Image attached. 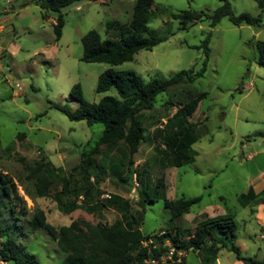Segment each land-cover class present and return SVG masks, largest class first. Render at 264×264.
<instances>
[{
	"label": "rangeland",
	"instance_id": "374dc122",
	"mask_svg": "<svg viewBox=\"0 0 264 264\" xmlns=\"http://www.w3.org/2000/svg\"><path fill=\"white\" fill-rule=\"evenodd\" d=\"M134 1H76L61 9L63 25L60 37L56 39L52 23L57 13L50 12L45 19L42 18L43 10L32 0H0V169L14 182L24 207L18 219L3 212L0 224L22 228L23 235L16 239L35 255L36 263L33 264H58L64 253L56 242L45 230L31 231L27 225L35 210H42L46 221L56 228L79 218L106 225L118 220L120 212L113 208L96 212L82 208L69 214L60 212L53 197L36 196L31 182L25 180L27 168L36 160L45 158L54 167H61L62 175L69 177L73 186L78 187L81 177L71 168L79 162L80 153L92 147L101 134V124L89 126L83 120H69L53 104H66L76 109L78 102L69 94L75 83L80 84L83 97L89 102L96 103L104 95L117 96L114 88L101 93L95 91L99 74L108 68L131 70L143 82L152 77L168 78L180 70L197 72L203 66V41L209 35L205 70L190 84L194 90L207 93L188 119L197 124L198 139L190 145L196 152L194 161L184 163L175 170V178L168 179L156 151L161 142L157 139L152 143L154 141L150 139L133 155L132 169L146 181L151 193L164 190L173 199L201 197L191 206L184 220L177 219L173 225L192 231L198 220L218 214L211 212L210 208L204 209L215 203L234 215L236 245L240 249L244 244L248 246L242 255L262 260L264 225L249 215V207L242 206L239 198L250 186L255 187L253 184L258 176L264 179V67L257 65L253 45L255 40H264V11L259 27L235 26L223 17L212 27L208 19H202L183 30L170 16L171 12L184 9L211 12L220 1L153 0L156 12L148 27L157 37L167 36L166 40L151 49L137 51L131 60L118 65L82 61L81 37L94 29L102 39H113L114 32L106 29V23L121 25L128 22ZM228 1L235 13L246 12L255 16L260 12L254 0ZM8 43L11 54L6 51ZM239 85L244 90H237ZM181 86L159 93L153 108L142 112L145 134L152 135L158 124L177 110ZM153 125L157 128H151ZM19 134L24 137L17 136ZM123 152L121 144L108 155L98 154L95 158L98 162L102 158L106 162L109 159L118 161ZM158 179H162L164 189L155 184ZM169 180L171 188H167ZM53 187L55 192L58 187L55 180ZM96 189L94 197L100 191L101 198L117 194L128 200L131 214L138 219L140 186L134 176L124 183L115 176L106 175ZM68 198L71 199L72 195L62 197L63 201ZM80 201L81 197H78L77 202ZM258 203L255 201L249 206H258ZM202 209L200 216L194 217ZM169 217L161 200L148 202L140 231L150 234L167 229ZM167 231L171 235L175 233L173 228ZM248 234L250 240L246 238ZM3 240L0 237V245ZM166 244L170 242L166 241ZM187 253L182 257L174 249L171 255L164 253L157 264H201L200 256L191 251ZM227 256L234 258L233 252L222 248L216 264H227Z\"/></svg>",
	"mask_w": 264,
	"mask_h": 264
},
{
	"label": "trees",
	"instance_id": "16d2710c",
	"mask_svg": "<svg viewBox=\"0 0 264 264\" xmlns=\"http://www.w3.org/2000/svg\"><path fill=\"white\" fill-rule=\"evenodd\" d=\"M41 10L42 18H46L50 12L57 13L53 31L56 39L60 37L63 25L61 9L79 0H32ZM220 5L207 12L204 10L184 9L171 12L170 16L179 23V29H187L194 22L208 19L210 26H214L221 18L226 17L235 26L241 24L262 26L264 0H254L259 8L255 16L246 12L235 13L228 0H219ZM153 0H135L131 17L124 24L107 22L106 29L114 32V38L102 39L99 33L88 30L81 37L82 55L80 59L85 62H104L118 65L133 58L141 49H151L159 42L166 40L167 36L157 37L148 27V23L155 14ZM209 35L203 41L204 60L202 68L193 70H180L171 74L168 78L152 77L146 82L131 70H116L108 68L99 74L95 86L97 93L114 88L117 96L104 95L98 102H89L83 97L79 83H75L69 91L71 97L77 102L76 109H71L66 104L54 103L53 106L61 111L69 120H83L87 125L99 123L102 131L94 145L80 153L79 162L71 168L77 171L81 177L78 187L73 186L69 177L63 174L61 167H54L48 160L41 158L27 168L25 180L31 182L33 193L38 197H53L58 204L60 212L69 214L75 209L82 208L87 212H96L102 209H118L120 217L111 225L96 222L91 223L82 218L71 221L68 225L58 228L48 223L42 210L37 209L27 221L31 231L45 230L57 247L64 253V258L58 264H144V260L154 259L156 262L167 252L169 248L175 251L193 252L200 256L201 264H216V255L225 248L233 252L236 260L243 264H264V258L257 260L253 257L243 256L240 248L235 244L236 224L231 216H214L198 222L192 231L180 229L173 225L183 214L189 212L192 205L201 200L200 196L169 199L163 191L149 192L146 181L136 175L132 169L133 155L139 146L152 139L159 140L160 147L157 152L161 167H180L186 162H193L196 152L190 145L198 139L195 129L196 123L188 119L198 106V103L207 96L206 92L194 90L190 84L205 70L208 52L207 42ZM258 66L264 67V40L253 42ZM182 84L180 91L181 100L178 108L168 116L162 127L151 134H145L142 112L153 108L155 97L170 88ZM237 90H243L239 85ZM153 128L156 125L152 126ZM156 127V128H157ZM17 136L24 137L23 134ZM124 147V152L118 161L101 162L96 160V155H108L119 145ZM104 147V149H102ZM61 175H58L60 174ZM93 173V174H91ZM106 175L115 176L120 182H128L134 176L140 186L138 202L141 212L138 219L132 215L130 203L117 194L101 198V192L94 197V190ZM94 176V179H90ZM140 176V174H139ZM58 187L54 192L53 184ZM164 189L162 179L155 183ZM264 195V190L262 191ZM63 201L62 197H69ZM252 188H248L245 195L239 200L242 206L255 198ZM81 197L80 203L77 202ZM161 200L163 207L170 214L166 222L167 229H174L171 235L167 229H160L150 234L140 231L139 225L143 219L145 204ZM18 208V209H17ZM24 211L22 199L17 194L12 179L0 169V217L3 212L19 218ZM162 232V233H161ZM161 233V234H159ZM23 235L22 228L14 224H0V237L4 238L0 245V257L8 264H33L36 257L26 245L17 241V236ZM153 237V244L144 246L143 241ZM166 241L170 244L164 245Z\"/></svg>",
	"mask_w": 264,
	"mask_h": 264
},
{
	"label": "crops",
	"instance_id": "0c3cea01",
	"mask_svg": "<svg viewBox=\"0 0 264 264\" xmlns=\"http://www.w3.org/2000/svg\"><path fill=\"white\" fill-rule=\"evenodd\" d=\"M46 18H48V16H46ZM45 18V19H46ZM53 23H54V21H53ZM9 43L6 45V51L9 53V54H11L9 51H8V47H9ZM11 45H13V44H11ZM243 90H244V87H243ZM199 104V103H198ZM198 107V106H197ZM197 109V108H196ZM196 109H195V111H196ZM195 111L193 112V113H195ZM193 115V114H192ZM151 128H153L152 126H151ZM197 156V155H196ZM251 157V156H250ZM249 157V158H250ZM177 168H179V167H166V168H164L165 170H164V174H165V176H166V174L168 175V179H172V176L174 177L177 173H175L176 171V169ZM168 170H170V171H168ZM262 175H264V174H262ZM175 178V177H174ZM260 177L258 176V179H256V184H253V186H255V187H252V186H250L251 188H252V190H253V192L255 193V198L254 199H252L249 203H247L244 207H249L248 208V213H249V215L250 216H253L256 220H257V222L260 224V225H264V195L262 194V191L264 190V179H259ZM263 180V181H262ZM259 181H262L261 182V184H260V182ZM174 182V181H173ZM258 183H259V185H258ZM172 185H173V183H172ZM258 185V187H256ZM171 188L170 187V180H169V186H167V188ZM165 195H166V197L167 198H169V199H173L171 196H168L166 193H165ZM181 197H183V196H181ZM255 201H259V203H258V206L256 205V206H249V204H253ZM206 208H210L211 209V212H214V211H216L218 214H216V215H214V216H231V217H233L234 215L233 214H231L230 212H228L224 207H222V206H220V205H217V204H215V203H211V204H208L207 206H205V208L204 209H206ZM213 208V209H212ZM218 208L220 209V211H218ZM204 209H202L198 214H195L194 215V217L196 216H200V214H201V212H203V210ZM187 214H189V213H186V214H183L182 216H180L179 218H178V220H180L181 222L184 220V217L185 216H187ZM214 216H211V217H214ZM193 217V218H194ZM205 218H208V217H205ZM205 218H202V219H200V220H198V222H200V221H202L203 219H205ZM233 219H234V217H233ZM198 222H196V224L198 223ZM195 224V225H196ZM250 236L251 235H246V238L248 239V240H250ZM234 241H235V244H238V240H236V238L234 239ZM248 248V246L246 245V244H244L243 246H242V248L240 249V251H241V254H242V252L243 251H246V249ZM221 251V250H220ZM220 251L217 253V255H216V259H215V261L217 262V261H219L218 260V258H217V256L220 254ZM174 252V251H173ZM172 252V253H173ZM189 252V251H188ZM171 253V254H172ZM175 253H177V255H179V256H182V257H186V255L188 254L187 252L185 253L184 251H175ZM170 254V255H171ZM227 264H243L241 261H239V260H236L235 259V257L233 258V257H230V256H227ZM177 262H180V259H177L176 260ZM185 262V261H184Z\"/></svg>",
	"mask_w": 264,
	"mask_h": 264
},
{
	"label": "built area",
	"instance_id": "2783aa9c",
	"mask_svg": "<svg viewBox=\"0 0 264 264\" xmlns=\"http://www.w3.org/2000/svg\"><path fill=\"white\" fill-rule=\"evenodd\" d=\"M17 87H20V85L19 84H17ZM162 122H164V120H162ZM162 123L161 124H159V127H162ZM109 195H106V197H108ZM162 233V232H161ZM161 233H159V234H161ZM262 237V236H261ZM153 241H154V239H153V237H150V238H148L147 240H145V241H143L142 242V244L144 245V246H146L147 244H153ZM164 245H168L169 246V244H166V243H164ZM156 246V244H153L152 245V247H155ZM174 251V249H172V248H169L168 250H167V254H171L172 252ZM165 253V254H166ZM162 258V257H161ZM0 264H8L7 263V261H5L4 259H2L1 257H0ZM144 264H157V262L154 260V259H150V260H144Z\"/></svg>",
	"mask_w": 264,
	"mask_h": 264
}]
</instances>
